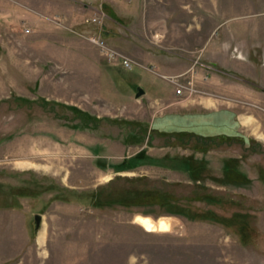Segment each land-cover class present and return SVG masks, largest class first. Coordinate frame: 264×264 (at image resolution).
Returning a JSON list of instances; mask_svg holds the SVG:
<instances>
[{"label":"rangeland","instance_id":"obj_1","mask_svg":"<svg viewBox=\"0 0 264 264\" xmlns=\"http://www.w3.org/2000/svg\"><path fill=\"white\" fill-rule=\"evenodd\" d=\"M263 64L264 0H0V264H264V104L241 94L202 102L214 95L206 84H252L228 69L258 79ZM218 109L254 148L200 152L153 132L166 116ZM189 155L208 163L202 179L166 159ZM232 157L236 183L223 171ZM166 191L224 218L191 220L148 200ZM235 212L252 233L228 221Z\"/></svg>","mask_w":264,"mask_h":264},{"label":"trees","instance_id":"obj_2","mask_svg":"<svg viewBox=\"0 0 264 264\" xmlns=\"http://www.w3.org/2000/svg\"><path fill=\"white\" fill-rule=\"evenodd\" d=\"M164 119L165 122L161 126H153L154 134H158L159 136L165 135L166 139L173 138L175 141L173 142L174 144L183 147L192 146L195 151L207 152L209 149L217 148L222 145H233L239 143L244 147L246 146L248 149H252L256 145L255 141L237 133L236 129L238 122L235 120L234 113L229 110H220L210 113H189L182 116L173 115L166 116ZM189 127L194 128L191 130ZM137 128L138 130H142V127L140 128L137 126ZM135 132L138 134L137 130H135ZM138 136L142 137L141 134H138ZM151 136L152 134H150V137ZM146 158L147 159L145 160L149 159V157ZM166 159L168 162L178 163L179 168L192 172L196 180L202 179L203 175L208 171V163L205 160L197 159L194 155L184 157L174 156L167 157ZM224 163L225 165L223 171L226 180L234 183L243 180V174L240 173L236 167L238 161L235 157L226 159ZM200 199L211 205H219L220 203L226 204L222 198L212 194H207ZM148 200L154 201L153 203H157L156 206L161 209L172 213H180L191 220H209L211 222L219 223L218 220H222V218H224L212 209H206V211L197 209L194 210L193 205H191L192 199H187L186 201L188 203H181L180 201H176V199H172L170 193L167 191L166 195L157 193L150 196ZM227 204H230L229 201ZM232 204H234V202L230 205ZM248 217L249 216L246 213L235 212L227 219L228 221L229 219H232L231 223L236 224L239 230H247L252 233V229L247 226L249 221ZM233 218L239 219H234L233 221ZM242 234L245 240V236L247 234L244 232Z\"/></svg>","mask_w":264,"mask_h":264},{"label":"crops","instance_id":"obj_3","mask_svg":"<svg viewBox=\"0 0 264 264\" xmlns=\"http://www.w3.org/2000/svg\"><path fill=\"white\" fill-rule=\"evenodd\" d=\"M71 38L72 39L67 40L65 43H70V44L74 45V43H76V40L73 37H71ZM79 42L80 41H78L77 43H79ZM48 48H49L48 49L49 51L46 52L47 53L46 57H48V58H51L52 54L55 53V52H58V49H60L59 47H57L56 44L55 45L53 44V46L49 45ZM70 53L72 54V53H74V51H72ZM84 53L85 52H82V54H84ZM86 54L85 55H80L79 57L82 58L84 63L88 64L89 66H92V63H91L92 61H90L91 59L89 57H87ZM60 56H62V55H60ZM60 58L62 59V57H60ZM96 59H97L96 62L97 61L100 62L98 60V58H96ZM222 60L226 63V67H228L227 63H231V62H234V61H236V62H248V61H245V60L240 59V58H236V59L227 58V60H225V59H222ZM68 62H69V59H68ZM70 63L74 65V61H71ZM95 63L93 61L94 66H95ZM100 65H101V63H100ZM262 66H263V70L261 71V75L258 76V79H253L252 77L249 76L248 73H249L250 69L248 67H244L246 72H237V70H235L233 68H231V69L227 68L229 71H233V73L242 74L245 77L249 78V81L252 82V84L245 85L244 83H235L234 82L233 85H230V84L227 83L230 80L227 81L224 78H223V82H221V83H217V84L213 83V84H210V85L206 84L205 85L206 89L205 88L204 89L205 90H210L211 93L216 95V96L213 95V97H210V98L209 97H203L204 98L203 101H202L203 104L211 105V106H219V105H222L224 103L223 99L227 98L225 96H230V95L233 96V95H236V94H238V95L241 94L242 96H245V95L249 96L252 100H254L255 104H264V64ZM91 68H93V67H91ZM163 68L166 69V67H163ZM102 70H103V73L106 76L110 77V75L105 72V68L103 69V67H102ZM220 75L222 76V74H219V73L216 72V76L217 77H219ZM108 77L106 79H108ZM145 94H146V92H145ZM220 110L221 109H218V110H215V111H220ZM222 110H228V109H222ZM215 111H212V112H215ZM200 113H204V112H200ZM149 135H148V137H150ZM200 152H202V151H200ZM200 160H202V159H200Z\"/></svg>","mask_w":264,"mask_h":264},{"label":"built area","instance_id":"obj_4","mask_svg":"<svg viewBox=\"0 0 264 264\" xmlns=\"http://www.w3.org/2000/svg\"><path fill=\"white\" fill-rule=\"evenodd\" d=\"M92 42L98 45L102 51V53L109 59V60H117L119 61L125 68L132 69L134 66V62L128 56L118 52L108 46L104 39L98 36H93L91 38ZM178 92V91H177Z\"/></svg>","mask_w":264,"mask_h":264},{"label":"water","instance_id":"obj_5","mask_svg":"<svg viewBox=\"0 0 264 264\" xmlns=\"http://www.w3.org/2000/svg\"><path fill=\"white\" fill-rule=\"evenodd\" d=\"M144 94H145V90L142 87H138L137 92L135 94L136 97L139 98ZM42 219H43V214L41 213L34 214L33 229L35 234H37L41 228Z\"/></svg>","mask_w":264,"mask_h":264},{"label":"bare ground","instance_id":"obj_6","mask_svg":"<svg viewBox=\"0 0 264 264\" xmlns=\"http://www.w3.org/2000/svg\"><path fill=\"white\" fill-rule=\"evenodd\" d=\"M35 156V155H34ZM39 157V156H38ZM37 157V158H38ZM149 220H147V218L145 219H143V218H139V223H142L144 226H147V227H149L151 224H149Z\"/></svg>","mask_w":264,"mask_h":264}]
</instances>
